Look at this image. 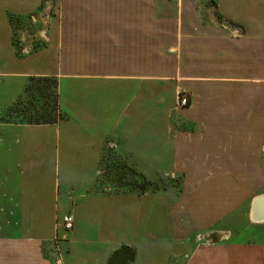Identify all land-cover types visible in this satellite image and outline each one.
Instances as JSON below:
<instances>
[{
  "label": "crops",
  "instance_id": "0c3cea01",
  "mask_svg": "<svg viewBox=\"0 0 264 264\" xmlns=\"http://www.w3.org/2000/svg\"><path fill=\"white\" fill-rule=\"evenodd\" d=\"M38 14L41 45L15 40L9 17ZM35 78L57 80L64 119L10 122ZM109 147L179 191L98 189ZM241 176L264 177V0H0V264H111L124 246L130 264H264Z\"/></svg>",
  "mask_w": 264,
  "mask_h": 264
},
{
  "label": "rangeland",
  "instance_id": "374dc122",
  "mask_svg": "<svg viewBox=\"0 0 264 264\" xmlns=\"http://www.w3.org/2000/svg\"><path fill=\"white\" fill-rule=\"evenodd\" d=\"M42 15L44 16L46 13L43 11V7L41 9ZM52 9L50 11L47 10V15H52ZM38 15L33 16H27L25 18H28L27 22H22L19 25V28H17V33L15 31V40H17V34H20L21 36L24 35V37L28 39L30 43L34 47L37 45H41V41L37 39V36L41 30L45 27V20H43V16L40 18ZM20 36V37H21ZM19 37V38H20ZM19 43V40H18ZM17 43V44H18ZM31 102L32 99H29ZM25 105H28V102H25ZM9 120L15 121L13 118H16L14 114L10 112ZM126 163L125 157L120 155L115 149L108 148L107 151L104 153L102 162L100 165V173L97 176V186L100 190H107L109 193H124L129 190H131V187L129 186H123L121 182L127 181V183L133 184L135 182V177L132 176L131 172L129 170H124L122 168V165ZM122 175L125 176V179L122 177ZM181 177L175 176V177H157L150 179L151 183L159 188V190H164L169 187H174L176 189H180L181 184ZM124 180V181H123ZM222 183H225L226 178H221ZM236 182H234L235 184ZM240 184V191L239 193H234V204L238 203L239 206V213L241 217H248L252 218L253 215V204L257 200L258 197L264 198V177H240L239 179ZM258 190H261L263 192H259ZM251 191V192H250ZM198 196L201 197L200 194ZM211 200L216 201L218 199V196L215 194H211Z\"/></svg>",
  "mask_w": 264,
  "mask_h": 264
},
{
  "label": "trees",
  "instance_id": "16d2710c",
  "mask_svg": "<svg viewBox=\"0 0 264 264\" xmlns=\"http://www.w3.org/2000/svg\"><path fill=\"white\" fill-rule=\"evenodd\" d=\"M10 22L16 28H19L22 22H27L28 18L21 17H9ZM29 99H32L30 102ZM28 102V105H25ZM14 114V123L28 124V125H42V124H55L58 121L64 119L59 108L58 98V83L54 78H35L31 80V83L26 88L24 95L17 101V103L10 109L8 115ZM124 170H129L132 176L135 177L133 184L127 183V181L121 182L123 186L131 187V190L127 192H137L139 194H145L148 192L159 191V188L155 187L147 177L142 174H138L135 171L128 168L125 164H122ZM125 179V176L122 175ZM166 189V187H164ZM135 260V250L131 247L124 246L120 250L116 251L111 259V264H130Z\"/></svg>",
  "mask_w": 264,
  "mask_h": 264
},
{
  "label": "built area",
  "instance_id": "2783aa9c",
  "mask_svg": "<svg viewBox=\"0 0 264 264\" xmlns=\"http://www.w3.org/2000/svg\"><path fill=\"white\" fill-rule=\"evenodd\" d=\"M169 2H178V0H168ZM177 104L181 108H186L190 105V99L187 92L180 91L177 95ZM73 216L72 215H66L62 220V227L69 231L73 228Z\"/></svg>",
  "mask_w": 264,
  "mask_h": 264
},
{
  "label": "water",
  "instance_id": "95a60500",
  "mask_svg": "<svg viewBox=\"0 0 264 264\" xmlns=\"http://www.w3.org/2000/svg\"><path fill=\"white\" fill-rule=\"evenodd\" d=\"M263 202H264V198L263 197H258L257 200L254 202L253 204V215H254V220H263L264 219V211L262 212V214H260V210L263 209L264 210V205H263ZM261 205H263L262 208Z\"/></svg>",
  "mask_w": 264,
  "mask_h": 264
},
{
  "label": "bare ground",
  "instance_id": "6f19581e",
  "mask_svg": "<svg viewBox=\"0 0 264 264\" xmlns=\"http://www.w3.org/2000/svg\"><path fill=\"white\" fill-rule=\"evenodd\" d=\"M263 205H264V202H263ZM263 205H261V207L260 208H262L263 207ZM261 212H260V214H262V212L264 211L263 209H261L260 210Z\"/></svg>",
  "mask_w": 264,
  "mask_h": 264
}]
</instances>
